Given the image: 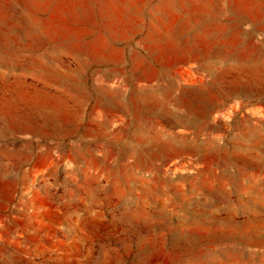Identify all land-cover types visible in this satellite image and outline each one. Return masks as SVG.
Instances as JSON below:
<instances>
[{
	"label": "rangeland",
	"instance_id": "rangeland-1",
	"mask_svg": "<svg viewBox=\"0 0 264 264\" xmlns=\"http://www.w3.org/2000/svg\"><path fill=\"white\" fill-rule=\"evenodd\" d=\"M0 264H264V0H0Z\"/></svg>",
	"mask_w": 264,
	"mask_h": 264
}]
</instances>
